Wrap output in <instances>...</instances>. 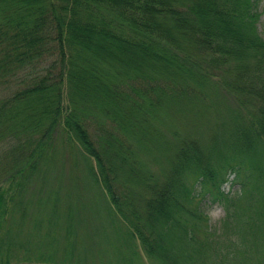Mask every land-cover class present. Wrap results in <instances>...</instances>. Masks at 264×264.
Here are the masks:
<instances>
[{"label":"trees","instance_id":"trees-1","mask_svg":"<svg viewBox=\"0 0 264 264\" xmlns=\"http://www.w3.org/2000/svg\"><path fill=\"white\" fill-rule=\"evenodd\" d=\"M257 4L0 0V264H84L124 234L155 264H264ZM176 105L208 138L166 121Z\"/></svg>","mask_w":264,"mask_h":264},{"label":"rangeland","instance_id":"rangeland-1","mask_svg":"<svg viewBox=\"0 0 264 264\" xmlns=\"http://www.w3.org/2000/svg\"><path fill=\"white\" fill-rule=\"evenodd\" d=\"M257 9L259 11V18L257 21L258 30L263 27L264 22V0H258ZM53 71V70H51ZM3 87L0 85V96L4 95ZM66 92L63 90L62 94V101L61 105L62 108L68 107V103L66 102ZM201 109H204L203 107ZM199 106H182V105H176L171 106L167 110V115H165L166 121L174 126L178 131H198L201 132L200 135H203L202 138H208L209 134L205 133V129H207V121H206V115L201 111ZM88 120L89 117H87ZM91 129V128H90ZM210 132V130H209ZM74 154L75 157L78 159L79 163H82L83 161L81 158H79L80 151L78 149L74 148ZM147 160V159H146ZM88 162L91 164V166H94V161L92 159H88ZM150 163V168L153 169L151 173H156L157 166L153 163ZM149 168V165H148ZM69 162L67 164H64L62 168V173L65 174L63 176L61 181H65L67 174H69ZM53 175V172L51 173ZM225 180L221 183V190L225 194H230L235 192L237 189V184H235L233 181L234 177L231 172H228L225 176ZM66 183V182H65ZM39 184V183H38ZM37 184V186H38ZM36 186V185H35ZM143 199V198H142ZM200 209L202 212L207 216L208 223L211 226L217 225L220 219L223 217V210L221 206L218 203H210L208 199H205L200 203ZM143 207V202L140 201V208ZM60 217H63V214H61ZM59 221L61 219L59 218ZM124 232V231H123ZM118 240H110L112 241L111 249L105 250V242L99 241L90 243L93 247V253L92 255H87L90 260L87 258L84 259L82 255H79L82 260L84 261V264H117L116 257H120L119 264H155L152 258L146 256L141 246L139 245L136 238H132L131 236H126V234L119 236ZM103 248L104 252L103 253ZM79 263V262H78ZM77 263V264H78ZM12 264V263H11ZM19 264H26V263H19ZM70 264H73L72 262Z\"/></svg>","mask_w":264,"mask_h":264}]
</instances>
